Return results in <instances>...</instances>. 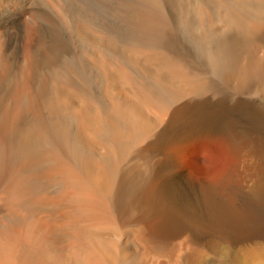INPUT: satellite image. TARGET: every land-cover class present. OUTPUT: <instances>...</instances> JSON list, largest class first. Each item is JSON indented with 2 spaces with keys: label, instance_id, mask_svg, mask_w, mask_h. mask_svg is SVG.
Instances as JSON below:
<instances>
[{
  "label": "bare ground",
  "instance_id": "6f19581e",
  "mask_svg": "<svg viewBox=\"0 0 264 264\" xmlns=\"http://www.w3.org/2000/svg\"><path fill=\"white\" fill-rule=\"evenodd\" d=\"M219 249L264 257V0H0V264Z\"/></svg>",
  "mask_w": 264,
  "mask_h": 264
},
{
  "label": "rangeland",
  "instance_id": "374dc122",
  "mask_svg": "<svg viewBox=\"0 0 264 264\" xmlns=\"http://www.w3.org/2000/svg\"><path fill=\"white\" fill-rule=\"evenodd\" d=\"M211 159H212V157L210 158V164L206 165V172L207 173H212L213 171H215L214 169L216 167H220L221 170H224L226 168V163H225L226 159L224 157H214L212 160ZM220 159H221L222 163L219 161ZM219 164H220V166H219ZM237 165L239 166V163ZM260 258L256 259L255 264H264V257H260ZM225 259L226 258H225L224 252L219 249V250H216L213 252L212 257L210 256L209 260L205 264H230Z\"/></svg>",
  "mask_w": 264,
  "mask_h": 264
}]
</instances>
